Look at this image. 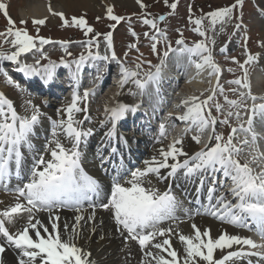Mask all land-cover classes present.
<instances>
[{"label": "snow or ice", "instance_id": "6c2138e0", "mask_svg": "<svg viewBox=\"0 0 264 264\" xmlns=\"http://www.w3.org/2000/svg\"><path fill=\"white\" fill-rule=\"evenodd\" d=\"M135 2L143 12L144 18L141 23L156 30V35L150 37L153 41L150 50L152 53H158V37L164 36V33L158 28L157 19H149V14L143 11L147 8L143 0H135ZM164 4L174 12L178 0L172 3H169V0H164ZM242 5L243 0H236V3L231 6L216 9L196 19H193L192 8L189 7V23L195 25L193 31L203 39L196 42L192 47H188L185 45L183 33L181 32L179 33L181 38L175 41L180 46L175 50L189 56L200 57L199 62H194L197 72L199 73L205 68L209 69V76L216 77V89H219L220 93L224 92L219 84L221 69L213 56V48L217 42L216 35L225 32V25L233 19L234 9L237 7L242 8ZM48 10L51 15L59 16L64 26H76L83 30L85 36L94 33V29L88 26L85 18L72 17L68 19L64 13L53 11L50 5ZM0 13L5 16L8 25L5 31H0V37H4L3 42L10 43L12 49H14L10 53L0 51V59H7L17 65L16 70L23 73L25 77L42 76L46 84L51 82L54 79L57 66L54 62L49 61L48 65L41 66L40 59H37L35 64H28L22 63L20 57L35 49L40 52L41 59H48L44 55L42 47L37 48V40L41 46L52 43V41L38 35L34 37L29 34L26 28H17L4 3H0ZM106 18L115 22V24H119L125 19L114 14L113 6L106 8ZM165 19L166 17L163 15L158 17L161 22ZM97 20L99 21L100 17H97ZM205 20L208 21L209 25L207 29L204 27ZM27 23V21H21L22 25ZM32 23L42 26L46 23V19H34ZM217 25H220L218 31ZM240 27V24H236L237 29ZM208 31L213 33L211 37H209ZM129 32L133 37L137 36V33L132 31L131 28H129ZM101 35H103L106 50L110 52V55H100L98 49ZM144 36L149 37L150 33L145 32ZM9 37H11V40L8 39ZM164 38L167 39L166 36ZM247 40L248 37L246 36L244 38L246 55L244 62L240 63L234 57L232 58V62L239 64V67L244 70V78L243 80L236 79L228 82L244 88H249L246 65L257 59L248 51ZM59 43L61 48L67 52L68 42L61 41ZM85 44L88 48V54L86 57L81 53L79 59L74 61L77 70L80 69L86 59L115 61L119 66L121 77L119 85L121 88L130 80L142 92L151 84L159 85L163 59L161 64L155 66L154 72H145L143 78H141L140 69L142 64L146 63L151 68V61L136 63L135 70L126 68L114 51L113 33L111 31L106 34L94 33L92 38L87 40ZM93 46L97 48L96 53L92 52ZM135 47V44L129 45V48ZM175 50L171 44H168L163 53L164 59L168 57L170 51ZM226 50V44L219 49L222 54ZM67 54L72 55L71 52H67ZM125 57H127V52ZM60 64L65 67L70 66L63 58H61ZM5 79L8 84H12L11 78L7 77L6 74ZM97 79L102 82L103 78L97 76ZM16 87L19 88V85L17 84ZM216 89H212L211 94L204 99L200 98L204 95L201 93L200 96H191L182 101V104L186 106V111L183 115L176 117L179 121L190 122L201 134L210 130L209 142L211 143L214 140L215 144L213 146L206 147V149L189 156L182 147H178V145H182V139H174L167 150L160 149L162 159L153 157L151 160H145L146 167L132 170L130 179H127L124 183H121L122 178H114L110 199L107 203L99 205L112 213L117 231L127 233L126 242L130 239L138 243L144 257L142 264H200V262H204V264H234L235 260L253 255L264 259V253L245 250V248H264V244H257L251 238L229 234L226 231L214 238L210 229L201 231L195 224L191 226L193 234L177 233L179 242L182 245V252L173 248L170 239L173 229L160 228L158 225L165 220L176 219V198L170 193V190L161 193L157 189L144 186V178L149 174H155L158 178L163 179L164 177H160V170L164 168L170 169L169 176H174L177 170L181 168L185 170L186 176L206 170H211L213 174L220 171L226 179L231 180L230 191L237 198L238 203L233 206L221 195L216 198V205H213L212 199L215 188H209L207 214L240 228H248L247 221L251 220L257 227V234L261 237V240H264V153H261L256 145L257 135L254 132L253 123L257 113L264 119V97L260 98V103H256L257 97L252 96L250 92L248 93L253 103L250 109L252 115L248 116L246 121L247 127L245 128L244 123H241L239 128L233 127L225 140L222 134H216L215 132L217 121L213 117L212 109L209 106L217 94ZM91 95H95V89H85L82 95L77 92L73 95L71 103L61 110L66 113V119L61 118L58 121H52V139L45 146V150L50 152L51 159L46 161L43 155L39 157L31 169L28 182L16 189L17 202L14 206L0 211V264H3L2 256L9 248L16 253L15 264H93L90 259L91 253L75 243V238L79 235L78 229L81 226V221L85 220V217L79 214L74 217L71 232H68L69 226L65 223L63 230L68 232L65 238L61 235L58 225L60 218L54 214L55 210L63 207H70L73 211L80 213L83 210V202L90 201L93 195H98L99 185L97 181L86 175L80 166L81 153L79 146L82 140H86L93 133L92 128L85 129L82 126L84 121H90L91 119L87 114V101ZM225 101L233 107L240 106L237 100H228L225 97ZM82 102L84 103L83 107L80 106ZM138 107V105L130 106L124 103H117L113 108L106 107L105 114L112 122V128L106 133V136L109 138L114 136L116 122L125 118L127 113H134ZM243 107L248 108L246 103ZM31 108V115L19 116L12 103L4 94L0 93V183H4L12 175L13 165L16 176H20L21 148L24 145L31 148L30 137L33 135L35 125L40 121L42 115L37 106L31 105ZM215 108L217 112L222 110L218 103L215 104ZM81 112L85 113L83 119H75V114ZM233 116L237 121L242 118L239 111L235 113L229 111L227 113V117ZM222 122L229 124L227 118ZM101 126H104L103 122H101ZM190 130V128H186L185 132ZM238 131L251 134V147L255 152L252 160L243 164L236 158L242 149L233 142ZM61 135L71 142V148H66L61 143L59 139ZM165 135V125L161 124L160 136ZM193 139L195 142L200 143L199 135L194 136ZM240 143L249 145L250 142L246 138ZM181 156L186 157L183 162L179 160ZM169 158L174 163L169 164ZM250 163H257L260 171H255L250 167ZM41 166L43 167L41 168ZM125 184L129 186H125ZM201 185H203V180H201ZM90 207L93 211L87 217V221L94 219L97 205L90 204ZM41 211L49 213L48 224L36 216V213ZM24 213L28 214L26 224L15 232L10 231L6 223H13L14 218L21 217ZM157 237L165 238L162 241L153 243ZM149 246L157 251H145ZM217 251L221 253L219 258L215 256Z\"/></svg>", "mask_w": 264, "mask_h": 264}, {"label": "bare ground", "instance_id": "6f19581e", "mask_svg": "<svg viewBox=\"0 0 264 264\" xmlns=\"http://www.w3.org/2000/svg\"><path fill=\"white\" fill-rule=\"evenodd\" d=\"M112 3H116L118 5L127 4L130 5L132 8L136 7L135 0H108ZM106 2V1H105ZM103 4L104 0H29L25 7L24 11H21V16L23 19L32 18V19H46L50 22H54L57 16H53L50 14L48 8L49 5L53 9V11L57 13H66L71 10H83V11H94V12H103ZM261 9H264V0H262ZM264 18V11H263V17ZM264 22V21H261ZM226 26V25H225ZM217 31L219 30L220 25H217ZM211 35L213 33L211 32ZM218 35H216V38ZM99 49L102 51L105 49V43L102 42L99 44ZM177 47L176 49H178ZM37 54H40L38 51L35 52L34 56H31L28 64H34ZM191 56L188 54H182L178 50L170 51L168 54V57L164 59V57L161 58L158 65L161 64L162 59L164 60L162 70L166 72V74L170 75L172 72L173 76L175 77L174 83H171L169 86V89H173L176 86V83L182 76L184 77L183 81H179V83L183 86V91L179 93V96L176 97V106H178V109L171 110L170 112H176L177 114H182L179 109V102L178 100L185 98H189L191 96H198L199 91L204 88V86L209 81V69L205 68L201 72H197L195 66H194V59L191 61ZM258 69L263 70L264 68V53L259 57L258 59ZM169 66V67H168ZM170 69V70H169ZM260 72V71H259ZM258 72V73H259ZM258 75V74H257ZM212 78V76H211ZM108 84L107 88L103 89L101 93L98 96L94 97V101L91 98H88L87 101V114L90 116V121H85V123L82 125L83 128H92L94 133L92 136H90L86 140H82L81 146H80V153L82 156V150L85 145H87L88 149L91 150V154L89 156V159L85 163L81 160L80 156V166L84 170V172L88 173L94 180L97 181L99 185L98 189V195H93L91 202H99L105 197H109L111 195V187L112 183L107 182L104 178H111L114 180V178H122L121 183H124L127 179H130V172L132 170H135L136 168L144 169L146 165L144 164L145 160L152 159L153 157H156L157 159H162L160 157V149L163 148L166 150L168 149V146L166 145L164 141V137L157 135L154 138H149L148 136L144 134H140L135 131V129H131L129 133L126 136L119 135V130L115 128V135L112 137H107L106 133L111 130L112 123H109L106 121L103 117L98 116L97 113H95L94 106L98 105L96 104L97 100L104 101L106 99H109L111 97V92L113 91L109 85L111 82H106ZM149 91H153V86L151 85L149 88ZM147 92L148 97V108H152L154 102H157V97L153 94ZM0 93L4 94V96L12 103L15 111L18 113L19 116H21V113L24 112L25 116L31 115V105L38 106L36 103V99L31 98L28 102H25L23 105V108L21 109V106H19V102H17L16 99L10 96L8 88L4 85L3 87H0ZM83 93V92H82ZM81 93V95H82ZM110 94V96H108ZM21 96H27L25 93H21ZM128 95L123 90L119 93L118 97L114 99L112 103L107 104V108H113L117 105V103H124L128 104ZM111 100H113L111 98ZM145 100V98H144ZM30 102V103H29ZM71 103V100H64V99H58V100H48L44 102L42 105L38 106L40 109L42 115L40 117V124L42 126H45V128H49L48 131H51L52 128V121H58L61 118L66 119V113L62 112V109H65L69 104ZM81 107L84 106V103L82 102ZM6 107V106H5ZM100 108V107H99ZM102 111V110H101ZM185 113V111H184ZM105 114V111H104ZM85 113L81 112L79 113V120L83 119V116ZM106 115V114H105ZM38 122V123H39ZM101 122H103V127L101 126ZM35 125L34 130L36 127H39L40 124ZM51 124V126H50ZM264 127V123L259 124L258 127H254V132L259 136L257 137L256 145L259 148V151L261 153H264V146L261 147L262 140L264 139V130L262 129ZM48 131L46 133H43L45 135H48ZM40 134V138L43 139L44 135ZM238 134L247 137L248 139L251 138V134L245 133L243 131H239ZM33 136V135H32ZM61 143L64 144L66 148H71L72 144L71 142L66 139L63 135L59 137ZM187 143L188 149H186L188 155L199 152L202 149H206V147L213 146L215 144V141H211V143L206 146L205 148H201L200 144H197L194 139L189 138L185 140ZM39 144H41L39 142ZM166 145V146H165ZM54 147V145H53ZM45 148V145L42 147V149ZM113 149H115L113 151ZM22 152V160L27 159V162H30L32 159H39L41 155L44 156V159L50 160L51 155L50 152L46 151L45 153H37L29 148V146H25V151L21 150ZM180 158V157H179ZM169 160L172 161L170 158ZM251 161V160H250ZM248 160V162H250ZM31 166V165H30ZM43 166H41L42 168ZM250 167H252L255 171H260V167L257 163H250ZM13 173H15L14 165H13ZM86 173V174H87ZM20 178H22L21 182H17V184H21L24 180H27L30 176L24 175L22 171L20 170ZM87 174V175H88ZM181 179V177H179ZM179 178L177 179V185L181 187V183ZM154 180H160L158 177H149L145 178V182L151 186ZM185 180V179H184ZM181 180V181H184ZM193 180V179H192ZM167 179H165L162 184L165 185ZM144 182V186L146 187V183ZM203 182H205L203 180ZM197 183V181H195ZM198 184V183H197ZM197 184L195 187H197ZM210 188L213 187V185L208 184ZM125 186H129L126 185ZM189 183L186 184V188L188 189ZM159 186L155 185V188ZM227 192L222 190H217L215 188L214 191V197L212 199V203L215 202L216 197H219L223 195L226 201L230 202L231 205H233V202L229 201L226 195ZM90 201H86V203ZM15 202L11 200L10 195H6L0 192V211H3L7 209L9 206L14 205ZM85 203H83V210L80 213H77L75 211H72L71 213H61L55 215L59 216L58 225L60 229H63L65 223L69 226V231L71 232L72 226L74 225V217L76 215H83L85 217V220L81 221V226L78 229L79 235L75 238V243L83 248L85 251L91 253L90 259L92 260L93 264H136L139 263V256H138V249L136 247H133L131 244H125L123 242V239L125 237L121 236L119 232L117 231L115 227L111 226V222L108 220L109 214H111L109 211H100L99 209L95 210V217L92 221H87V217L91 214L90 211H88L85 208ZM178 206V205H177ZM209 206V205H208ZM218 206V205H217ZM219 207V206H218ZM179 210H182V207L178 206ZM208 207L205 211V215L201 217H196L192 219L189 223L181 226L174 227L175 231H173L171 237H172V246L175 249H178L182 252V245L179 242L178 235L184 234V235H191L193 234L192 225L195 224L198 228L201 229V231L210 229L212 237H218L222 232H227L229 234H235L240 235L243 237H247V232L244 233V231L238 232L234 225L229 224L227 222L221 221L215 216L210 217L209 214H207ZM49 213H43V214H37L36 216L44 221L46 224L49 223V221L44 220L43 217L49 216L47 215ZM27 213H24L21 217L14 218V222L11 224H7L10 231L15 232L19 230L22 226H24L27 222ZM190 216V215H189ZM110 226L106 229V226ZM115 229V231H114ZM65 235V238L68 235ZM238 247V246H237ZM227 251V250H226ZM128 254L133 256V259L128 258ZM166 256V254H164ZM221 253L217 251L215 256L219 258ZM167 258V257H166ZM3 264H15L16 261V253L12 252V249L9 248L7 251L3 254L2 257ZM125 262V263H124ZM253 263L257 264V262L254 260ZM200 264H204V262H200ZM243 264V263H240Z\"/></svg>", "mask_w": 264, "mask_h": 264}, {"label": "rangeland", "instance_id": "374dc122", "mask_svg": "<svg viewBox=\"0 0 264 264\" xmlns=\"http://www.w3.org/2000/svg\"><path fill=\"white\" fill-rule=\"evenodd\" d=\"M29 0H0V3H4L7 6V10L11 18L15 21L17 28H26V30L29 32L32 36H39L43 37L45 39H53V40H76L84 37H92L94 33H102L106 34L107 32L111 31L113 33V45L115 47L116 53L119 54L123 58L125 57V53L127 52V59L128 60L126 65L129 67L130 70H135L136 63L140 62V58L145 56L144 61H151L153 62L154 53L150 50V44L148 43L149 37H145L144 33L147 30V26L144 25L141 26L139 23L144 18L143 12L140 9L139 5L136 4L135 8H132L130 5L122 4L118 5L116 3H112L111 1L104 0L103 4V12H94V11H83V10H71L66 13H64L65 17L70 19L72 17H83L86 19L88 26L92 27L94 29V33H90L88 36L84 35V32L82 29H79L76 26H64L63 21L59 18V16L55 19L54 22H50L49 20H46V23L42 26L40 25H34L32 21L34 19L27 18L23 19L21 16V11H24V7L26 3ZM106 1V2H105ZM176 2V0H169V3ZM261 2L262 0H245L243 1L242 8L237 7L233 11V19L226 24L225 26V32L222 34H219L216 38V45L213 48L214 53V59L216 62H221L223 64V68L220 67L221 70V76H220V83L222 84L224 90L223 93L216 94L215 98L213 99L214 104H219L221 107L224 106L223 100L221 97H228L231 100H235L236 98V91L234 90L235 87H232L230 83H227L229 79H241V71L239 64L233 63L232 58L234 57L237 61H242L246 59L245 55V45L243 41V35H249V40L247 42V49L251 51L253 56L259 57L264 53V18L263 17V11L261 9ZM143 3L147 5V8L143 11H146L149 15L148 18H156L158 27L161 28L160 30L162 32H165L167 35L166 37L169 38L171 41L180 39L179 33H183V38L185 40V44L193 46L196 42L201 41L203 38L200 37L195 31H193L195 25L192 23H189L188 17L189 7L192 8V17L193 19L201 17L203 14H206L208 12L214 11L216 9L231 6L236 3V0H178L177 8L173 12L169 7L165 6L164 0H143ZM109 6H113L114 14L117 16L124 17L126 19H129V22L121 21L120 24H115V22L110 21L106 18V8ZM62 13V12H61ZM165 16V21L161 22L158 20L159 16ZM97 17H100V20H97ZM21 21H27L28 23L26 25H22ZM236 24H240L241 27L239 29L236 28ZM112 25H115L114 27H111ZM7 25V20L5 16L0 13V31H5ZM205 29L209 27L208 21L205 20ZM129 28H131L132 31H135L137 33L136 37H133L130 32ZM79 29V30H78ZM38 30V32H37ZM150 33V32H148ZM209 37H211V31H208ZM162 36H159L160 38ZM11 40V37L8 38ZM99 40H103L100 43L104 42L103 35L99 37ZM4 37H0V51L10 53L12 50L10 43H4ZM99 43V44H100ZM105 43V42H104ZM130 44H136L138 47V51L133 52L134 48H129ZM226 44V52L220 53L219 49L222 45ZM75 50H80L83 47L82 43H74ZM43 49L44 54H52V49L54 48V45L45 44L43 46L39 45V42L37 40V48ZM163 46L161 43H158L157 48L158 50L161 49ZM74 49V48H72ZM136 49V48H135ZM46 50L48 52H46ZM61 55H64L63 51L54 52ZM28 54V53H26ZM142 54V55H141ZM226 56L225 59H220L222 56ZM34 56V55H32ZM41 58V57H40ZM39 58V59H40ZM22 61H29L30 56L22 55L20 57ZM259 59V58H258ZM256 62L258 63V60L256 59L253 63L246 65V69L249 72V75L251 72L255 71L256 69ZM148 64L142 65L143 68H146ZM141 67V68H142ZM258 67V65H257ZM231 69V71H229ZM141 70V69H140ZM2 83H6L8 85V89L11 93V95L14 97H17V92L14 90V87L11 84H8L4 77L0 74V85ZM4 85H1L0 87H3ZM236 86V85H233ZM251 87L254 88L256 93H260L262 90H264V78L256 83H252ZM114 91V89H112ZM111 92V97L109 99H106V101H110L111 103L116 99L118 96L115 92ZM19 96H21V91L19 92ZM25 95H27L25 93ZM28 96V95H27ZM110 96V94L108 95ZM117 96V97H116ZM202 98V97H201ZM17 100V102H21L18 100V98H14ZM105 101V100H104ZM104 101H101L100 98L97 100L96 104L104 103ZM46 102V101H45ZM20 104V103H19ZM39 104H41L39 102ZM109 104V103H108ZM101 105V104H100ZM104 105V104H103ZM105 106V105H104ZM97 111V110H95ZM102 112V111H101ZM224 112V110H223ZM96 113V112H95ZM98 115V114H97ZM100 116V115H98ZM223 124V122L221 123ZM50 131H48L49 133ZM226 129H224L223 136L224 138L227 137ZM47 139V138H46ZM110 226H106V229ZM64 229V228H63ZM61 230L63 233V236L65 237L66 232L64 230ZM70 228H68L69 231Z\"/></svg>", "mask_w": 264, "mask_h": 264}]
</instances>
